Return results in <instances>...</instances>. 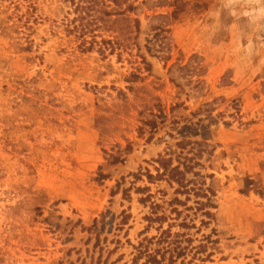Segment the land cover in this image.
Masks as SVG:
<instances>
[{
	"label": "rangeland",
	"instance_id": "rangeland-1",
	"mask_svg": "<svg viewBox=\"0 0 264 264\" xmlns=\"http://www.w3.org/2000/svg\"><path fill=\"white\" fill-rule=\"evenodd\" d=\"M155 254L264 264V0H0V264Z\"/></svg>",
	"mask_w": 264,
	"mask_h": 264
},
{
	"label": "trees",
	"instance_id": "trees-1",
	"mask_svg": "<svg viewBox=\"0 0 264 264\" xmlns=\"http://www.w3.org/2000/svg\"><path fill=\"white\" fill-rule=\"evenodd\" d=\"M134 21H135V27L138 29V21L135 20V19H134ZM145 63H147V69L150 70L151 64L149 62H145ZM172 124L174 126H176V125L179 124V122L174 120L172 122ZM145 125L150 129L152 134L154 133V131H157L158 126H159V124H158L156 119L145 120ZM190 126L191 125H189L187 128H190ZM143 130L144 129L142 127L139 128V131L143 132ZM180 144H182V143H180ZM126 149H127V151H130L131 150V146H129V144H128L126 146ZM125 161H126V158H123L121 156H114L113 159L111 160V163L112 164H116V163H123ZM154 161L158 164V166L156 168L158 170V175H153L148 170L144 174L142 172L137 173L136 174V178H138V179L140 178L141 179V177L143 175H146L149 181L165 178V179L169 180L170 182L178 183L181 187L185 186L186 174L188 172L192 171V169H193V167L190 164L179 162L177 165H174L173 164V158L172 157H166L164 155H160L159 158L154 160ZM145 189L146 188H139L140 191L145 190ZM182 191L189 193L190 190H187V188L185 187L184 190H182ZM147 198H148V196L146 198H142L141 201L145 202L147 200ZM177 202L180 203L181 201L177 200ZM157 219H162V217H158ZM151 259L156 264H158L160 262V259L157 258L156 254H155L154 257H150L149 261Z\"/></svg>",
	"mask_w": 264,
	"mask_h": 264
}]
</instances>
